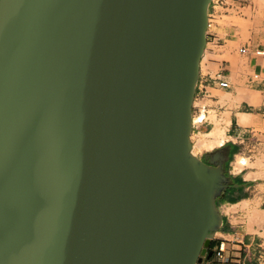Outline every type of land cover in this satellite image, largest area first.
<instances>
[{"label":"water","instance_id":"water-1","mask_svg":"<svg viewBox=\"0 0 264 264\" xmlns=\"http://www.w3.org/2000/svg\"><path fill=\"white\" fill-rule=\"evenodd\" d=\"M210 3L0 0V264H201L228 187L191 152Z\"/></svg>","mask_w":264,"mask_h":264},{"label":"rangeland","instance_id":"rangeland-1","mask_svg":"<svg viewBox=\"0 0 264 264\" xmlns=\"http://www.w3.org/2000/svg\"><path fill=\"white\" fill-rule=\"evenodd\" d=\"M209 7L212 25L218 23L236 27L237 32L234 37L236 41L231 45L223 44L221 47L217 43L208 53V55L213 54V58H204L202 62L201 77H198L199 88L193 99L192 115L195 122L200 121L197 117L201 114H204V117L196 128H192L190 141L193 153L200 156L206 150L198 149L195 144L202 134L213 127L215 121L222 122V118L229 120L230 111L233 110L241 111L238 115L246 112L244 113L247 115L246 121L239 120V122L247 125V130L239 138L233 137V140L240 145V156L247 158L249 165L251 164L246 166V171L255 179L256 197L251 207L246 203L240 207L233 206L230 211L238 209L245 211L249 230L253 231V225L264 228V74L255 79L253 74L258 72L251 70L252 61L255 59L261 61L264 66V54L255 53L256 50L264 51V0H227L224 5ZM240 47H246L247 52H239ZM217 75L226 79L228 87L222 88L218 85ZM253 215H256L257 220L260 218L259 223L254 220ZM259 249L260 252L252 258V264H264V238Z\"/></svg>","mask_w":264,"mask_h":264},{"label":"crops","instance_id":"crops-1","mask_svg":"<svg viewBox=\"0 0 264 264\" xmlns=\"http://www.w3.org/2000/svg\"><path fill=\"white\" fill-rule=\"evenodd\" d=\"M209 14H211L210 7ZM236 32L237 29L234 26H224L218 23L216 25H212L211 23L210 27L206 31V44L203 57H201L200 60L199 77H201L202 62L204 58H213V54L208 55L210 48H214L217 43L219 44V47L227 43L231 45L236 41L234 40ZM212 53H214V50ZM251 70L258 72L259 77L264 74V66L258 59L252 61ZM219 77L226 80L222 78L221 75H219ZM198 88L199 84L197 83L195 93H197ZM240 112L241 111L238 110L230 111L231 117L229 118L225 128L226 138L220 145L209 150L206 149V152L200 156L193 154L201 161H203L201 157L204 155L205 160L208 159L207 162L203 161L206 164H211L210 161L220 163L224 170V174L228 178V187L221 192L220 196L216 198V205L222 216V224L218 230L213 233L209 244V247L211 246L212 250L210 251L209 247L207 248V252L204 254V264H221L215 257V251L218 243L222 240L225 242L224 256L230 260V262H239L242 264H252V258L260 252L259 247L263 243L264 228L262 226L259 227L257 225H253V231H251L249 230L247 214L245 211H241V209L230 211L231 207H240L246 203L251 207V205L255 203L256 197L254 194L255 179L252 178V175L246 171V165L239 170L235 169L236 160L237 157L240 156L241 150L240 145L233 140V137L239 138L240 135L247 130V125H243L239 122L240 119L238 113ZM193 119L195 118L193 117ZM197 120L199 121V119ZM200 121L195 123L194 128L198 126ZM225 149L230 150V157L228 158H225L224 156L223 152ZM208 252H211V256L209 258H207Z\"/></svg>","mask_w":264,"mask_h":264},{"label":"bare ground","instance_id":"bare-ground-1","mask_svg":"<svg viewBox=\"0 0 264 264\" xmlns=\"http://www.w3.org/2000/svg\"><path fill=\"white\" fill-rule=\"evenodd\" d=\"M239 116V119H240V121H246V119H247V115L246 114H244V113H241V114H239L238 115ZM204 117V114H201L199 117H197V119L199 118V120H201L202 118ZM212 117H214L213 116V114H212ZM212 119H214V118H212ZM215 120H217V119H215ZM228 121L229 120H223V118H222V122L221 121H215V123H214V125H213V128L210 130V131H208V132H206V133H204V134H202V136L197 140V142H196V144H195V146L198 148V149H200V150H206V149H212L213 147H215V146H218V145H220L224 140H225V138H226V135H225V127H226V124L228 123ZM212 122H213V120H212ZM223 123H225L224 125H222ZM192 154H194L193 153V150H192ZM244 165H246V166H250L249 165V162H248V159L247 158H244V157H242V156H238L237 157V160H236V164H235V169L236 170H239V169H241ZM258 213V212H257ZM252 214V213H251ZM255 214H256V212H255ZM261 214V213H260ZM257 215V214H256ZM256 215L254 216L255 218H256ZM262 215V214H261ZM263 216V215H262ZM261 216V217H262ZM251 217V216H250ZM259 217H260V215H259ZM252 218V217H251ZM254 218V220H257V218L255 219ZM263 218V217H262ZM253 220V219H252ZM259 220H260V218H259ZM259 220H257V222L259 221ZM251 222V221H250ZM253 222H255V221H253ZM252 222V223H253ZM256 222V223H257ZM259 223V222H258ZM257 223V224H258Z\"/></svg>","mask_w":264,"mask_h":264},{"label":"built area","instance_id":"built-area-1","mask_svg":"<svg viewBox=\"0 0 264 264\" xmlns=\"http://www.w3.org/2000/svg\"><path fill=\"white\" fill-rule=\"evenodd\" d=\"M226 1L227 0H211L210 6L213 7V6L217 5V4L218 5H224L226 3ZM211 18H212L211 14H208V25H207V29L210 27V25L212 23L211 22V20H212ZM238 51L241 52V53H246L247 52V48L246 47H240L238 49ZM255 53L257 55H262V54H264V51L256 50ZM258 77H259V73H254L253 74V78L257 79ZM216 80H217V83H218V85L220 87H222V88L228 87V82L226 80L221 79L219 77V75H217ZM198 84H199V81H198ZM195 123L196 122L194 121V119L192 117V125H193V128H194ZM261 246L262 245H260V247ZM224 251H225V242H224V240H222V241H220L218 243L217 249L215 251V257L220 261L221 264H242V263H239V262H234V263L233 262H230V260H228L224 256ZM204 257H205V255H203L201 257V264H204L203 263L204 262Z\"/></svg>","mask_w":264,"mask_h":264},{"label":"flooded vegetation","instance_id":"flooded-vegetation-1","mask_svg":"<svg viewBox=\"0 0 264 264\" xmlns=\"http://www.w3.org/2000/svg\"><path fill=\"white\" fill-rule=\"evenodd\" d=\"M223 153H224L225 158L230 157V150H229V149H225ZM201 158H202V160L205 161V162H207V160H208V159L205 160L204 155H202ZM209 250H210V251L212 250V247H211V246L209 247Z\"/></svg>","mask_w":264,"mask_h":264}]
</instances>
